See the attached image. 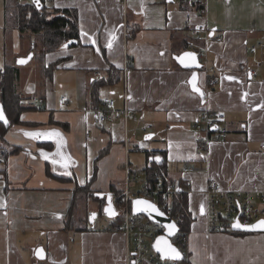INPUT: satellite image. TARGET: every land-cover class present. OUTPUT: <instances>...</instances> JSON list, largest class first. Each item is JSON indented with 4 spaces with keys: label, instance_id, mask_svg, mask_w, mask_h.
<instances>
[{
    "label": "crops",
    "instance_id": "crops-1",
    "mask_svg": "<svg viewBox=\"0 0 264 264\" xmlns=\"http://www.w3.org/2000/svg\"><path fill=\"white\" fill-rule=\"evenodd\" d=\"M46 2L76 9L79 38L46 53L45 65L55 68L43 88L38 65L31 78L20 70V91L37 108L22 113L0 150V264H126V237L110 228L118 206L109 188L124 176L125 126L99 120L93 109L105 96L136 110L126 126L130 143L142 148L128 154L134 169L162 154L170 176L192 181L194 219L184 264H264V231L209 233L205 199L209 178L233 190H264V66L257 64L264 49L251 52L264 41V0ZM202 22L211 34L207 41L194 37ZM191 40L197 47H189ZM13 47L18 53V30ZM187 50L198 55L200 67L180 63ZM111 65L121 79L99 88L93 99L94 81ZM207 73L219 77L215 86H208ZM202 107L222 111L228 132L206 150L196 146L201 131L194 126ZM146 123L152 127L145 132ZM186 165L192 170L184 173ZM91 178L98 198L83 203L94 219H108L67 227L75 187ZM79 202L76 217L82 220Z\"/></svg>",
    "mask_w": 264,
    "mask_h": 264
},
{
    "label": "built area",
    "instance_id": "built-area-1",
    "mask_svg": "<svg viewBox=\"0 0 264 264\" xmlns=\"http://www.w3.org/2000/svg\"><path fill=\"white\" fill-rule=\"evenodd\" d=\"M126 5L127 0H119ZM204 1V0H202ZM201 11H204L203 9ZM194 37L207 41L211 34L205 22L198 23L193 29ZM189 47L195 48L197 44L194 40L189 41ZM259 49H264V41H259L251 46V52L256 53ZM126 68L130 64L129 57H126ZM259 67L264 66V52L258 59ZM253 76L258 75L257 69H252ZM207 84L209 87L215 86L219 77L207 73ZM34 101L41 106L43 98L34 97ZM66 101L65 97L61 98ZM101 122L121 121L125 126L124 147L126 160L124 162V176L120 181L123 188L120 198L114 196V201L118 206L115 219H119L110 227L114 231L123 232L126 237V264H184L182 259L162 257L154 248L155 237L164 232V226L150 219L144 213H134L132 200L135 196H144L156 202L167 214L174 212V195L177 192L191 190L192 181L189 178L176 177L166 183L162 178L151 182L144 171L136 170L131 165L128 154L131 151H138L142 148L131 144L128 136L127 124L136 117V110L131 108L126 102L123 106H118L114 98L105 96L101 103L93 109ZM225 120V114L216 109L202 107L197 112V120L194 126L201 131L196 137V146L201 150H206L211 141L222 140L228 137V132L221 126ZM152 127L151 123L143 125L146 132ZM264 146V144H263ZM192 170L190 165L182 168L186 173ZM141 176V177H140ZM206 199V229L209 233L225 232L234 233L233 223L238 220L242 224H251L264 218V190H233L224 187L217 179L209 178L205 188ZM172 216V215H171ZM177 222V216H172ZM172 242L176 244L187 257L189 245V234L181 232L179 229L172 237Z\"/></svg>",
    "mask_w": 264,
    "mask_h": 264
},
{
    "label": "trees",
    "instance_id": "trees-1",
    "mask_svg": "<svg viewBox=\"0 0 264 264\" xmlns=\"http://www.w3.org/2000/svg\"><path fill=\"white\" fill-rule=\"evenodd\" d=\"M41 1L42 7L38 8L33 0H1L4 13L3 33L6 42L4 45V66L0 68V108L5 113L6 121L0 119V150L4 148L3 143L6 140L5 134L9 128L13 124L22 122V113L26 110L37 108L36 105L27 102L31 97L23 95L20 91V69L19 65L16 64V58L33 51V58L36 59L39 67V85L43 88L45 78L51 77L55 68L54 63L48 66L45 65L44 57L46 53L57 50L70 40H77L79 38L78 15L76 9L56 8L49 6L46 2L47 0ZM200 6L204 7V4H198L199 8ZM14 30H18L19 32L20 50L18 53L14 52V58L12 59L10 56L13 53L12 39ZM9 52L10 56L8 55ZM120 79V70L111 65L109 72L107 71V75L94 81L91 88V97L95 99L99 88L107 84L116 83ZM38 93L40 94L39 90H37L36 94ZM101 101L102 99H98L97 103L99 102L100 104ZM99 104H97V106ZM108 149L109 146L101 149L98 156H103ZM15 150H17V148H14V151ZM155 158L156 157H153L152 160L149 159L142 170L147 178L151 182L162 178L166 183L175 179L176 176H170L168 173L167 158L162 154L160 161ZM92 182L93 178L86 184H78L75 187L73 201L66 217L67 227L76 224L77 217L75 208L78 206L79 200L83 201L91 195L94 196L95 199L98 198L95 197L96 191L91 188ZM119 184L116 181H112L109 187L111 193L117 199L121 197L123 191L122 186H119ZM173 202L174 212H171L170 215L177 216V224L181 232L189 233L194 219L189 208V193L186 191L177 192L174 195ZM117 220L119 219H115L113 223ZM239 232L249 233L244 231ZM183 259H185V257Z\"/></svg>",
    "mask_w": 264,
    "mask_h": 264
},
{
    "label": "water",
    "instance_id": "water-1",
    "mask_svg": "<svg viewBox=\"0 0 264 264\" xmlns=\"http://www.w3.org/2000/svg\"><path fill=\"white\" fill-rule=\"evenodd\" d=\"M38 8L42 7L41 0H33ZM70 40L69 42H71ZM33 51L26 55H21L16 58V64H26L33 58ZM199 57L196 53L186 51L180 55V63L188 68H198L201 66ZM0 119L6 121L4 111L0 108ZM148 137V136H147ZM132 208L134 213H144L153 221L159 222L164 226V232L157 235L153 241V248L162 256L175 259L184 258V253L181 249L172 242V237L179 229L177 222L173 217L167 214L156 202L144 196H135L132 200ZM233 228L237 231L244 232H260L264 231V218L259 219L251 224H242L238 220L233 223Z\"/></svg>",
    "mask_w": 264,
    "mask_h": 264
},
{
    "label": "rangeland",
    "instance_id": "rangeland-1",
    "mask_svg": "<svg viewBox=\"0 0 264 264\" xmlns=\"http://www.w3.org/2000/svg\"><path fill=\"white\" fill-rule=\"evenodd\" d=\"M3 19H4V13H3V4L0 2V68L4 66V60H5V42H6V38H5V35L3 33ZM12 43H13V39H12ZM12 54L10 56V52H9V56L10 58H14V52H15V48L13 47L12 49ZM27 54V53H25ZM37 68V63H36V59L35 58H32L28 63L26 64H21L19 65V69L20 70H24L23 73L24 74H27L28 72H30V75H29V78H31V71L33 69H36ZM140 151V150H138ZM143 163H138L135 165L138 166L136 167V170H140V174H141V168H139L140 166H142ZM141 177V176H140ZM79 203H81L78 207V211L81 212L82 214H85L86 216L81 219H78L76 221V224H79V225H83V224H87V223H94L95 225H99L101 223V221L103 220H107L108 217H106L105 215L103 214H97L98 217L96 219H94V216H93V212H91V210H89V207L86 206L85 203H83V201H80ZM75 210H77V207L75 208ZM96 211V210H95ZM105 222V221H104Z\"/></svg>",
    "mask_w": 264,
    "mask_h": 264
}]
</instances>
